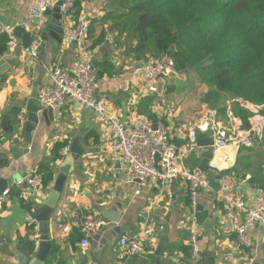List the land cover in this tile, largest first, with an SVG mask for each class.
<instances>
[{
    "label": "crops",
    "instance_id": "1",
    "mask_svg": "<svg viewBox=\"0 0 264 264\" xmlns=\"http://www.w3.org/2000/svg\"><path fill=\"white\" fill-rule=\"evenodd\" d=\"M35 1L0 0V41L8 35L7 31L21 46L28 37L30 41L35 37L41 40L48 30L50 18L31 14ZM110 1L82 0L80 13L76 17L72 14L68 24L75 27L80 22H89L96 28L97 35L102 31L109 32L101 46L91 49V40L66 44L50 38L47 42L41 40V51L36 60L20 48L10 46L0 56V123L6 112L20 109L12 135H6L0 128V156L7 160V166L0 168V178H16L17 183L21 182L51 156L57 143L68 142L70 150L73 140L79 136L86 149V153L77 159L75 171L68 178L51 217L48 263L55 258L60 264H80L85 258L87 264H154L159 234L173 207L163 264H264V230L254 225L248 230L251 246L240 244L234 226L243 222V213L233 206L226 208L219 196L224 182L230 180L233 198H239L249 208L256 205L263 190L250 180L257 168H264L263 149L260 146L248 149L234 143L222 151L213 147V158H206L209 149L192 144L190 129L210 119L230 135L246 131L243 121L233 112L235 102H226V114L218 113L212 118L213 110L200 97L194 98L191 93L175 97L178 90L174 80L186 76L180 74L160 81L157 93H150L149 84L137 72L144 62H136L128 54L125 37L112 31V23L106 22ZM83 59L93 64L104 60L115 64L117 74L99 81V97L106 101L115 117L122 122L134 116L145 117L153 125L162 122L172 144L178 148L180 168L205 172L211 186L220 181L221 190L215 191L212 187L201 190L193 209L188 183L184 180H175L168 185L156 181L143 185L127 183L123 159L108 147L109 128L93 110L75 102L69 101L64 108L53 110L51 116H45V111L40 112L39 122L31 123L27 106L31 100L40 101L41 89L50 83V72L58 66L74 71ZM241 104L252 113L249 118L251 129L257 111L249 103ZM28 125L32 128L30 132ZM27 138L30 143L26 142ZM61 162L55 165V180ZM206 163L209 164L207 168L204 167ZM209 170L217 172V178H213ZM55 180L49 189H40L31 200L34 208L46 199ZM17 183L13 189L19 190ZM21 200L8 195L0 206V264H22L23 258L32 257L19 251L27 226L35 222L31 218L32 212ZM87 215L100 219L104 227L87 247H82L84 235L78 226L73 227L69 235L62 234V228L72 223L80 225ZM35 223L33 235L39 236V225ZM77 234L82 238L78 239ZM134 236L142 238L146 245V252L141 256H128L117 245L122 238ZM192 236L200 241L199 260L191 256Z\"/></svg>",
    "mask_w": 264,
    "mask_h": 264
},
{
    "label": "trees",
    "instance_id": "2",
    "mask_svg": "<svg viewBox=\"0 0 264 264\" xmlns=\"http://www.w3.org/2000/svg\"><path fill=\"white\" fill-rule=\"evenodd\" d=\"M74 1L72 17L80 13L82 5V0ZM107 11L106 22L112 23V31L125 37L127 52L136 62L164 55L180 75L193 71L197 81L208 88L202 102L224 115L226 101L235 100L233 112L247 130L252 113L241 102L261 107L264 116V0H111ZM108 35L107 31L97 35L92 25L85 41L91 40L90 48L95 49ZM9 42L10 36L4 35L0 56L8 50ZM24 42L27 47L32 41L28 37ZM93 65L99 81L117 74L110 60ZM19 113L15 108L2 116L0 128L6 135L14 133ZM68 145L55 144L51 156L34 171L41 178L42 189L53 185L55 165L63 160L62 152ZM256 146L264 152V131ZM6 166L7 160L0 156V168ZM250 183L264 192V168L255 170ZM9 196L20 197V190H11ZM21 201L29 212L33 211L32 202ZM35 227V222L27 226L26 236L19 243L20 253L27 257L37 249V242L30 239ZM48 264L60 262L53 258Z\"/></svg>",
    "mask_w": 264,
    "mask_h": 264
},
{
    "label": "built area",
    "instance_id": "3",
    "mask_svg": "<svg viewBox=\"0 0 264 264\" xmlns=\"http://www.w3.org/2000/svg\"><path fill=\"white\" fill-rule=\"evenodd\" d=\"M59 2H62L60 10L65 26L64 43L84 41L90 28L89 22H80L75 27L68 26L74 0H36L32 5L31 14L33 16L44 15L47 10H53ZM7 33L10 36L9 46L11 48H20L32 59L39 58L42 46L40 38L35 37L29 46L24 47L10 31ZM137 72L149 84L148 91L150 93H157V85L160 81L179 75L173 61L165 56L148 58ZM99 90L100 82L97 79L93 63L83 59L78 62L74 71L59 66L53 69L50 72V83L41 89L39 99L47 108L53 110L64 108L69 101L93 110L109 128L108 147L123 159V175L127 183L143 185L149 181H156L168 185L175 180H184L188 183L191 205L194 209L199 192L211 189V182L207 174L202 171H189L180 168L178 148L172 144L168 129L162 122L156 124L157 129L155 130L154 125L142 116H134L127 122L120 121L110 112L106 101L99 97ZM216 116H218V112L213 110L211 117L215 118ZM263 131L264 117L258 112L253 116L251 129L238 131L236 136L230 135L210 119L196 124L190 129L193 145L196 146L195 132H200L213 140V147L217 151L225 150L234 143L246 148H254L256 141L262 139ZM68 152L69 148H66L62 152L63 157ZM157 155L160 158L158 162L156 161ZM17 188L20 190V198L31 202L42 189L41 178L33 172L17 183ZM232 191L233 184L227 180L224 182L223 191L219 196L224 201L226 208L233 206L243 213L244 220L241 224L234 226V232L238 235L240 244L249 247L251 242L248 238V230L254 225H259L264 230V192L259 195L256 205L249 208L239 198H233ZM7 196L5 194V197ZM2 204L3 201L0 202V206ZM75 226H78L84 235L81 246L87 247L104 223L94 215H87L80 225L72 223L63 226L62 234L69 235ZM38 238V235L31 236V240L37 243ZM117 245L123 248L128 256H141L146 252L143 239L136 236L122 238L117 242ZM190 246L192 258L199 260L201 255L199 238L192 236Z\"/></svg>",
    "mask_w": 264,
    "mask_h": 264
},
{
    "label": "water",
    "instance_id": "4",
    "mask_svg": "<svg viewBox=\"0 0 264 264\" xmlns=\"http://www.w3.org/2000/svg\"><path fill=\"white\" fill-rule=\"evenodd\" d=\"M62 2H59L53 10H47L45 16L50 18L47 32H44L41 36L43 42H47L50 38H53L59 43L63 41L64 35V24L63 16L61 14L60 7ZM164 57V55H163ZM45 111V112H44ZM28 118L31 123L37 124L39 122V113L44 112V115H52L53 109L47 108L39 100H31L27 106ZM31 126H27V131H31ZM154 129H157V125L154 124ZM29 137V135H27ZM194 141L198 148H208L209 151L205 154L206 158L209 160L213 158L212 148L214 146L213 140L210 137L202 135L200 132H195ZM27 143H30L29 138L26 139ZM27 154V150L24 152ZM86 153V149L82 145V138L76 137L70 147L69 153L64 157L58 168L57 178L55 180L53 188L49 191L46 199L41 205L34 208L31 213V218L33 221L37 222L39 225V238L38 247L31 258H23L22 264H47L50 256L51 243L49 239L50 231V221L53 213L58 207L59 201L61 199L62 193L65 189V184L69 177L75 171V163L77 159ZM18 156H16V159ZM159 156H156V161H159ZM208 163L204 164L207 168ZM213 178H217V172L209 170ZM17 179H1L0 178V202L5 198V194L9 195L10 191L16 186ZM215 191L221 190L220 181H216L211 186ZM173 213V207H171L168 215L166 216L163 224V228L159 234V241L155 248L154 264H163V257L166 249L167 235L169 234V224L171 222V216ZM104 226L101 227L100 231ZM125 231V230H123ZM88 261L83 258L80 264H87ZM67 264H73L68 262Z\"/></svg>",
    "mask_w": 264,
    "mask_h": 264
},
{
    "label": "rangeland",
    "instance_id": "5",
    "mask_svg": "<svg viewBox=\"0 0 264 264\" xmlns=\"http://www.w3.org/2000/svg\"><path fill=\"white\" fill-rule=\"evenodd\" d=\"M184 79L186 81H184ZM184 79H179L178 78V79L174 80V84L176 85L177 90H178V95H176L175 97H179L181 95H184V94L187 95V94L191 93V94H193L192 97H194V98H199L200 97L202 99L204 93L206 92V90L208 88L205 85H203V84H201L200 82L197 81L196 74L193 71H190V73L187 74L184 77ZM226 102H235V100L229 99ZM250 105H252V104H250ZM252 106L256 109L258 114L262 116L261 107H258V106H255V105H252Z\"/></svg>",
    "mask_w": 264,
    "mask_h": 264
}]
</instances>
